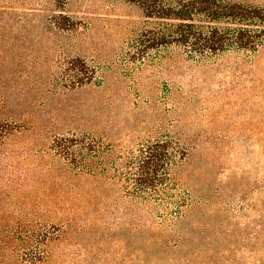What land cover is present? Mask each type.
Wrapping results in <instances>:
<instances>
[{
    "label": "rangeland",
    "instance_id": "374dc122",
    "mask_svg": "<svg viewBox=\"0 0 264 264\" xmlns=\"http://www.w3.org/2000/svg\"><path fill=\"white\" fill-rule=\"evenodd\" d=\"M169 25L126 0H0V229L49 235L32 264H264V44L190 57L156 45ZM156 143L175 223L126 193Z\"/></svg>",
    "mask_w": 264,
    "mask_h": 264
},
{
    "label": "trees",
    "instance_id": "16d2710c",
    "mask_svg": "<svg viewBox=\"0 0 264 264\" xmlns=\"http://www.w3.org/2000/svg\"><path fill=\"white\" fill-rule=\"evenodd\" d=\"M54 1L62 6L69 0ZM126 1L140 6L148 18L170 22L167 34L157 32L156 45L181 46L190 57L224 53L247 56L264 44V3L242 5L222 0H191L171 7L158 0ZM5 134L0 135V143ZM140 153L132 162L136 168L134 178L125 181L126 193L145 205L161 208L157 217L175 223L183 217L188 205L171 179L170 170L177 164V153L165 143H156ZM27 236L16 227L0 229V264H32L40 260L36 255L43 254L41 248L50 241L49 235L44 234L34 242L25 241L23 237ZM228 250H222L223 259Z\"/></svg>",
    "mask_w": 264,
    "mask_h": 264
}]
</instances>
